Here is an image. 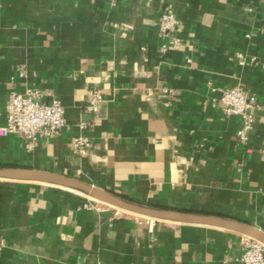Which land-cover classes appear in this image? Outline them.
Listing matches in <instances>:
<instances>
[{"label": "crops", "instance_id": "0c3cea01", "mask_svg": "<svg viewBox=\"0 0 264 264\" xmlns=\"http://www.w3.org/2000/svg\"><path fill=\"white\" fill-rule=\"evenodd\" d=\"M167 6L178 20L168 35ZM233 86L260 103L244 144L239 117L212 103V87ZM26 87L59 99L65 123L29 146L0 135V167L264 231V0H0V126ZM90 92L102 97L95 114ZM77 135L91 142L83 155ZM92 205L75 189L1 179L0 264H241L236 231Z\"/></svg>", "mask_w": 264, "mask_h": 264}, {"label": "built area", "instance_id": "2783aa9c", "mask_svg": "<svg viewBox=\"0 0 264 264\" xmlns=\"http://www.w3.org/2000/svg\"><path fill=\"white\" fill-rule=\"evenodd\" d=\"M178 24L176 14L172 7L167 6L159 18V30L166 35L172 33ZM172 44L178 43L173 38ZM166 44L160 49L164 50ZM218 95L212 98V103H220L226 115L239 117L240 125L236 130V138L240 144L248 141L254 124V111L260 108V103L255 96L246 92L240 86L212 87ZM102 97L98 92H90L86 99V109L95 114L100 106ZM5 123L0 126V135L17 134L21 136L26 145H31L38 140L56 137L65 123V109L61 101L55 97L48 101L42 99V92L35 87H26L24 91H13L6 103ZM88 122L81 121V128ZM75 151L85 154L91 142L84 135H77L72 140ZM92 207L100 210L109 207L107 204L94 200ZM243 252L239 257L241 264H264V244L258 240L243 235Z\"/></svg>", "mask_w": 264, "mask_h": 264}, {"label": "water", "instance_id": "95a60500", "mask_svg": "<svg viewBox=\"0 0 264 264\" xmlns=\"http://www.w3.org/2000/svg\"><path fill=\"white\" fill-rule=\"evenodd\" d=\"M1 179L49 183L68 187L75 189L94 200L103 202L109 207L118 208L136 215L146 216L157 220H168L178 223H194L227 228L241 233L242 235L254 238L264 244V231L244 222L217 215L179 211L132 202L107 189L60 173L34 168L6 166L0 167V180ZM112 212L113 209H106L102 211L101 214L108 216Z\"/></svg>", "mask_w": 264, "mask_h": 264}, {"label": "bare ground", "instance_id": "6f19581e", "mask_svg": "<svg viewBox=\"0 0 264 264\" xmlns=\"http://www.w3.org/2000/svg\"><path fill=\"white\" fill-rule=\"evenodd\" d=\"M85 195V194H84ZM87 196V195H86ZM87 197H89V196H87ZM118 209V208H117ZM119 210H121V209H119ZM122 211V210H121Z\"/></svg>", "mask_w": 264, "mask_h": 264}, {"label": "rangeland", "instance_id": "374dc122", "mask_svg": "<svg viewBox=\"0 0 264 264\" xmlns=\"http://www.w3.org/2000/svg\"><path fill=\"white\" fill-rule=\"evenodd\" d=\"M88 198V197H87ZM89 199V198H88Z\"/></svg>", "mask_w": 264, "mask_h": 264}]
</instances>
